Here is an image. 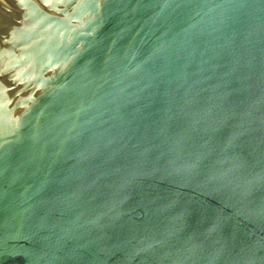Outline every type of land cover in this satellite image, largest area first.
<instances>
[{
    "label": "water",
    "instance_id": "95a60500",
    "mask_svg": "<svg viewBox=\"0 0 264 264\" xmlns=\"http://www.w3.org/2000/svg\"><path fill=\"white\" fill-rule=\"evenodd\" d=\"M0 264H264V0H0Z\"/></svg>",
    "mask_w": 264,
    "mask_h": 264
}]
</instances>
